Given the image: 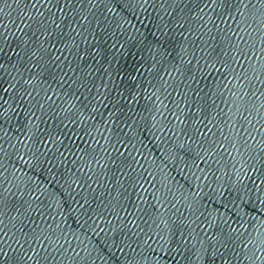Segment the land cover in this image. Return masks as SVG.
<instances>
[{
    "label": "water",
    "instance_id": "water-1",
    "mask_svg": "<svg viewBox=\"0 0 264 264\" xmlns=\"http://www.w3.org/2000/svg\"><path fill=\"white\" fill-rule=\"evenodd\" d=\"M0 264H264V0H0Z\"/></svg>",
    "mask_w": 264,
    "mask_h": 264
}]
</instances>
